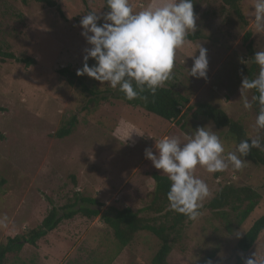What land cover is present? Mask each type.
<instances>
[{
  "label": "rangeland",
  "instance_id": "374dc122",
  "mask_svg": "<svg viewBox=\"0 0 264 264\" xmlns=\"http://www.w3.org/2000/svg\"><path fill=\"white\" fill-rule=\"evenodd\" d=\"M55 1L63 16L56 8L34 0H0V44L16 57L34 59L31 64L0 60V178L5 180L0 186V216L8 217L7 226L0 227V243L35 228L51 206L72 201L76 191L101 201V210L130 207L140 215L148 214L145 207L154 185L150 174L163 173L144 157V149L152 148L155 153V142L164 136L183 141L185 133L209 125L226 152L233 150L234 141L226 129L216 128L204 117H188L181 128L140 106L124 103L118 89L86 75L77 76L84 49L90 47L79 22L88 11L102 15L108 9L103 0ZM129 2L138 11L158 0ZM253 2H240L248 21L243 26L228 7L220 10V0H193L198 16L195 32L200 37L187 40L177 50L173 75L163 86L188 97L189 105L208 102L223 109L244 126L248 136L255 137L256 114L253 109L243 110L239 92L249 63L243 34L252 32L255 52L264 48V32L256 33L249 11ZM199 44L207 49V79L189 76L193 63L189 56ZM198 54L197 50L194 55ZM87 63L92 66L95 61L90 58ZM63 67L75 73L72 84L58 73ZM78 79L96 96L79 90ZM246 94L251 99V91ZM71 117L76 122L70 132L57 136ZM244 159L248 162L239 171L229 167L210 174L197 166L194 175L205 180L212 195L202 202L198 219L185 222L180 241L167 257L168 264H235L237 257L245 260L254 251L264 254V230L249 250L237 246L240 237L236 233L241 236L264 214V168ZM226 183L248 186L260 194L254 210L233 233L206 207ZM85 232V238L78 241ZM55 234L61 240L65 237V243L48 246L40 238L39 251L26 244L21 255L42 258L44 251L50 254L47 264H150L158 247V240L143 231L121 248L99 217L80 214L63 219ZM17 254H9L5 263L10 264Z\"/></svg>",
  "mask_w": 264,
  "mask_h": 264
},
{
  "label": "clouds",
  "instance_id": "9594fccd",
  "mask_svg": "<svg viewBox=\"0 0 264 264\" xmlns=\"http://www.w3.org/2000/svg\"><path fill=\"white\" fill-rule=\"evenodd\" d=\"M105 4L106 13L88 11L79 22L90 47L84 49L76 75L106 83L127 100L138 98L145 90L154 95L172 77L177 50L197 30L193 0H158L138 11L129 0H105ZM249 11L256 33L264 32V0H254ZM197 50L199 54L194 55ZM189 57L193 60L189 76L207 79V49L199 44ZM90 58L95 61L92 66L87 63ZM251 58L259 67L258 74L252 79L242 77L239 92L244 111L258 105L255 137L234 142L233 150L226 152L213 126L205 125L185 133L183 141L176 136L160 138L154 144L155 153L152 148L144 149V157L170 181L166 194L169 209L189 220L198 219L202 202L212 195L205 180L194 175L197 166L210 174L229 167L239 171L246 166L244 157L252 149L264 151V135H260L264 132V48ZM249 90L256 93L251 99L246 94ZM7 221L6 215L0 216V227H6ZM244 264H264V254L254 251Z\"/></svg>",
  "mask_w": 264,
  "mask_h": 264
},
{
  "label": "trees",
  "instance_id": "16d2710c",
  "mask_svg": "<svg viewBox=\"0 0 264 264\" xmlns=\"http://www.w3.org/2000/svg\"><path fill=\"white\" fill-rule=\"evenodd\" d=\"M26 1L22 0L24 3ZM34 1L56 8L60 16H63L55 0ZM103 1L105 3V0ZM220 1L222 2L219 5L220 10L228 7L243 26L248 24L240 8L241 0ZM199 37V34L194 32L189 34L187 40L193 41ZM242 41L249 59L244 71L246 76L252 79L259 71L258 65L251 58L255 54L252 32L246 31L243 34ZM5 59L26 64H31L34 61V59L28 57H16L0 44V60ZM58 73L64 76L70 84L76 77L75 73L70 72L65 67L58 69ZM76 86L82 92L90 96H96V92L91 90L81 79L77 80ZM250 91L251 96L256 94L255 90ZM119 99L128 105L140 106L145 111L172 121L181 128H183L188 117L193 119L204 117L210 120L216 128H225L229 138L235 143H239L240 140L249 137L244 126L239 121L231 119L223 109L208 102L189 105L188 97L174 91L170 87L162 86L157 89L154 95L150 91L145 90L134 100L125 99L124 94L119 91ZM252 109L257 115L258 105H254ZM75 122V117H71L67 124L57 133V136L67 135ZM260 135H264V132L260 133ZM245 158L264 168V151L252 149ZM150 177L154 185L151 191L152 199L145 207L148 214L140 215L130 207L114 208L107 206L101 210V207L104 206L101 201L95 197L81 195L76 191L73 194L72 201L62 206H51L35 228L29 229L23 235L8 236L4 243H0V264H5L9 254L20 252L25 244L35 247L37 240L54 230L63 219H70L77 214L86 218L99 217L110 228L113 238L121 248L128 246L135 239L138 232H148L158 240V247L152 256L150 264H168L167 257L175 244L180 241L185 222L189 221V219L169 209L166 194L169 190L170 181L167 175L153 171ZM3 183H5V180L1 177L0 186ZM259 199L260 194L251 187L226 183L219 187L206 204V207L214 213L227 232L233 233L254 210ZM263 230L264 214L256 218L240 236L237 242L238 248L241 251L249 250ZM235 264H244V260L241 257H237Z\"/></svg>",
  "mask_w": 264,
  "mask_h": 264
},
{
  "label": "crops",
  "instance_id": "0c3cea01",
  "mask_svg": "<svg viewBox=\"0 0 264 264\" xmlns=\"http://www.w3.org/2000/svg\"><path fill=\"white\" fill-rule=\"evenodd\" d=\"M95 222H92L91 225L86 229V232L92 227L95 225ZM59 225V224H58ZM58 227V226H57ZM57 227L48 232L45 236H43V238H41V240H44V241H47V244L48 246L50 244H54L55 246L57 245H61L63 243H65V237H62V240L61 239H58L55 237V232L57 230ZM85 233H83L80 237H79V240L78 241H81L83 238H85ZM64 233H66V230L64 231ZM51 237V239H49ZM40 240V239H39ZM39 240H37L36 242V246H32L35 250L39 251V248H40V245H39ZM26 245V244H25ZM25 245L22 247V249L20 250V252H18L17 255H15L16 257H14L12 260H11V263L10 264H47L49 261H48V255H50L49 253H45L43 251V254H46V255H43L42 258H40V255L39 254H36V255H27V257L25 255H21L23 252H25V250L23 249L25 247ZM29 245V244H27ZM30 246V245H29ZM47 246V247H48ZM31 251V250H30ZM6 264V263H5Z\"/></svg>",
  "mask_w": 264,
  "mask_h": 264
}]
</instances>
